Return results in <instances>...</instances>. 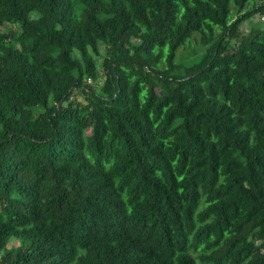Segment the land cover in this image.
<instances>
[{"label":"trees","instance_id":"obj_1","mask_svg":"<svg viewBox=\"0 0 264 264\" xmlns=\"http://www.w3.org/2000/svg\"><path fill=\"white\" fill-rule=\"evenodd\" d=\"M250 1L0 0V264H264Z\"/></svg>","mask_w":264,"mask_h":264},{"label":"rangeland","instance_id":"obj_2","mask_svg":"<svg viewBox=\"0 0 264 264\" xmlns=\"http://www.w3.org/2000/svg\"><path fill=\"white\" fill-rule=\"evenodd\" d=\"M257 0H251L250 5L256 3ZM260 24L261 26L264 27V15L261 14H255L252 18L247 20L245 23L241 25V31L243 33H246L252 25H258ZM1 30V27H0ZM137 41V40H135ZM205 49V46L201 44L200 41V35L195 34L192 39L185 45L183 46L180 51H179V59L186 61V60H191L192 58L196 57L199 55L203 50ZM101 51L104 53L105 48L104 46L101 47ZM91 81V80H89ZM96 85L100 86L104 82V76L101 75L96 81H94Z\"/></svg>","mask_w":264,"mask_h":264}]
</instances>
